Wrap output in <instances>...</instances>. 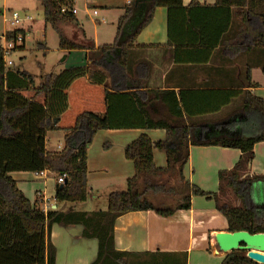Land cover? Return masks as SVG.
Wrapping results in <instances>:
<instances>
[{
  "label": "trees",
  "instance_id": "16d2710c",
  "mask_svg": "<svg viewBox=\"0 0 264 264\" xmlns=\"http://www.w3.org/2000/svg\"><path fill=\"white\" fill-rule=\"evenodd\" d=\"M40 2L44 24L58 36V49L68 53L88 51L90 57L85 64L68 65L58 73L42 75L36 87L33 75L6 65L0 39V264H55L56 250L50 240L54 224L80 226L83 239L96 240V258L91 264H187L186 252L117 251L113 229L115 220L127 213L154 211L161 217H169L178 210H189L193 197L214 202L226 221V231L264 233V208H256L248 202L253 186L264 184V174L249 175L254 146L264 141V100L247 91V88L257 86L251 82V68L260 67L264 74V0H215L211 7L199 5L196 0L186 7L181 0H130L122 8L113 43L97 48L86 39L83 31L80 34L85 42L81 43L70 39L61 27L67 24L78 27L75 14H72L74 0ZM157 7L167 10L168 44L174 45L177 42L172 33L174 25L183 26L187 22L189 29L194 28L193 16L198 10L237 11V19L232 16L225 27L219 28L220 39L211 41L202 27L194 30L198 33V46L209 50L220 47L222 51L244 49L249 57L236 79L244 84L245 91L226 92V100L242 94L241 102L235 110L214 122V126H218V130L213 128L217 133L200 134V130H194L190 124L153 119L143 93L138 91L143 88L142 84H130L123 79V74L133 76L135 68L146 63L144 52L156 47L137 45L135 40L153 19ZM25 35L24 29H13L6 33V39H25ZM23 46L24 41L13 51ZM118 69L124 73L118 74ZM80 78L102 86L106 112L103 115L83 112L71 127L61 128L58 126L60 117L68 108L67 90ZM22 90L35 92L42 98V103H37L34 98H24L18 93ZM163 95L173 101L167 103L170 114L181 116L184 109L182 105L180 107V98L177 100L173 91H163ZM227 102H221L218 110L227 106ZM154 129L165 131L164 140L153 142L142 134L124 147V157L132 163L134 174L126 179L124 189L107 195L104 210H59L62 204L84 203L88 199L87 149L97 132ZM50 131L62 132V149L45 150V134ZM154 146L165 154L166 166L163 168L154 163ZM191 146L239 150L240 157L234 166L218 172L216 192H205L184 178L183 169ZM41 171L64 176V186L59 188L58 184L54 195L58 208L49 207L46 212L37 200L27 199L9 176L11 172ZM174 179L180 182L179 189L168 186ZM163 192L179 194V203L173 207L157 206L152 196ZM229 196L235 202L239 201L240 206H233L227 199ZM220 264L257 263L238 250L226 254Z\"/></svg>",
  "mask_w": 264,
  "mask_h": 264
},
{
  "label": "crops",
  "instance_id": "0c3cea01",
  "mask_svg": "<svg viewBox=\"0 0 264 264\" xmlns=\"http://www.w3.org/2000/svg\"><path fill=\"white\" fill-rule=\"evenodd\" d=\"M82 9L77 6L74 0L75 18L77 26H72L69 30L70 39H82L81 31L84 32L87 40L91 41L95 48L106 45L114 40L115 32L106 31V35L99 36L94 30L92 35L84 26L82 19L78 18L79 12L88 19L92 11H97L100 18L93 21L96 24H104L105 18H117L122 16L123 10L130 0H82ZM202 6H214L215 0H196ZM183 6H188L192 0H181ZM102 9V10H100ZM4 10H11L6 3L0 12L3 17ZM104 14V15H103ZM93 16V15H92ZM95 16V17H97ZM104 16V17H103ZM233 16V18H232ZM232 19H237V11L226 13L221 10H198L193 16L196 26L188 28L185 22L183 26L174 25L172 33L177 39L176 44H168L167 10L164 7L155 8L153 19L138 34L135 44L153 45L144 52L146 63L138 65L133 76L127 77L122 69H118V74H123V79L130 84L141 83L143 88L138 91L143 93L142 97L146 102L150 116L153 119L165 120L169 123L179 121L180 124L200 130V134L217 133L213 128L214 122L218 121L223 114L235 110L242 99V94L232 100H226V92L232 90L245 91V86L238 83L239 74L243 71L245 63L249 57L244 53V49L235 51L233 49L222 51L220 47L213 50L198 46L199 27L205 31L208 39L213 41L221 37L219 28L225 27L226 23ZM3 26L0 35L7 31ZM64 33L67 35V32ZM172 34V35H173ZM114 35V36H113ZM192 44H188V43ZM63 67L68 65H81L89 62L90 53L88 51L64 52ZM251 82L256 84L254 88H247L252 95L264 100V74L260 67H253L250 70ZM40 84V83H39ZM241 86V88H238ZM102 86L92 85L87 78L75 80L67 90L68 108L60 117L58 126L61 128L71 127L75 118L83 112H92L103 115L106 112L104 104V92ZM163 91H173L177 100L180 98L182 105L181 116H172L168 110L167 103L173 101L168 95H163ZM154 92H158L157 96ZM24 98H34L41 104L42 98L30 90L18 91ZM169 99V100H168ZM229 103L218 110L221 102ZM147 135L151 141L164 140L163 130H106L97 132L106 149L102 150L100 156L91 160L89 152L92 144L87 149V179L93 169L97 166L105 169L103 176H119V178H129L134 174L133 165L126 160L123 150L126 145L138 138L140 135ZM125 136V140L118 152L112 153L111 139L115 136ZM62 139L61 146L49 149L47 144L50 137ZM45 150L54 152L64 147L63 134L61 131H50L45 134ZM158 150L153 147V159L157 167L166 166V158L160 160ZM240 157L239 150L221 148L216 146H191L189 148V158L183 169L184 178L191 184L197 186L205 192L214 193L218 189V172L230 170ZM130 162V163H129ZM95 165V166H94ZM109 169L110 171L106 170ZM264 174V141L254 146V159L249 165V175ZM53 175V176H52ZM9 176L16 182L17 188L31 202L37 200L46 212L48 208L57 209L54 202L55 190L58 185L51 177L55 175L48 171L36 173L31 172H11ZM263 184V183H262ZM258 185V184H257ZM256 185V186H257ZM255 186V187H256ZM259 186V185H258ZM118 188H109L94 192L89 187L88 199L81 206L86 205L93 195L95 198L104 197ZM122 190V189H121ZM252 194V193H251ZM90 195V197H89ZM50 200V203H49ZM68 204L59 206V210L66 208L77 211H93L81 208L76 205L68 207ZM220 213L217 211L213 201L201 197L191 198L189 210H178L172 216L161 217L154 211L131 212L118 217L114 223V244L117 251L125 252H164V253H187V264H220L224 255L213 252L212 235L215 232H226L227 224L220 222ZM222 216V215H221ZM226 222V221H225ZM53 226L51 227V231ZM82 228L80 226L60 227L55 224V264L58 262L57 249L60 247V262L66 264H91L96 258V240H87L81 237ZM52 232L50 240L52 239ZM87 240V241H85ZM52 243V241H51ZM210 248V251H208ZM67 249V250H65ZM87 249V250H86ZM64 250V252H62ZM175 264V263H174Z\"/></svg>",
  "mask_w": 264,
  "mask_h": 264
},
{
  "label": "rangeland",
  "instance_id": "374dc122",
  "mask_svg": "<svg viewBox=\"0 0 264 264\" xmlns=\"http://www.w3.org/2000/svg\"><path fill=\"white\" fill-rule=\"evenodd\" d=\"M7 5L8 8L11 10L19 12L21 16L28 15L30 17V20L25 23H21L18 25V29H24L26 31L25 39H24V46L18 50L12 51L11 54L6 58L7 61H11L12 68L19 69L21 71H26L34 76L35 78V84L36 87H38L40 83V78L44 74L48 73H58L65 67L62 65L64 60V55L62 52L58 49V36L54 32V30L51 29L48 25L44 24V13H43V7L40 2V0H0V12L2 11L3 4ZM84 1L77 0V6L80 11L82 9V4ZM102 10V9H100ZM104 15V14H103ZM9 16V13H7V17ZM104 17V16H103ZM78 18L82 19V22L88 32L92 35L93 31L95 30L97 35L102 36L106 35L107 29L110 31L116 32V24H117V18L113 19L110 17H104L105 23L104 24H96L95 20L99 19L100 17L92 16L88 19L85 18V15L82 12H79ZM3 26L6 28H10V26L7 23H4L1 16H0V33L2 32ZM63 30L65 28L72 29V25H61ZM67 32V36L70 37V31L65 30ZM115 34V33H114ZM114 36V35H113ZM76 41H80V39H77ZM113 43L112 38L110 41L104 44H111ZM45 45V46H43ZM42 46V47H41ZM47 48L46 51L43 50L44 48ZM33 94V91H30ZM97 134V133H96ZM94 135L92 139V148L90 149L89 155L91 160L95 161L94 159L100 156V153L102 150L106 149V144L102 141V139L99 136ZM125 136H117L115 135L111 139L112 143V153L118 152L120 155V146L122 142L125 140ZM62 139L56 138L55 136L50 137L49 143L47 144V147L49 149L57 148V146H61ZM155 153H158L160 160L163 161L165 158V154L161 150H156ZM124 155V150H123ZM130 163V162H129ZM95 166V165H94ZM110 171L109 169H106ZM101 174H105V169H100L99 166L91 172L89 175L87 182L88 186L93 188V191H101L108 190L109 188H118V190L125 188V178H119V176H111L106 175L103 176ZM53 176V175H52ZM54 185L56 184L55 179L57 176L51 177ZM60 185V184H59ZM180 182L178 179L170 180L168 182L169 187H173L174 189H179ZM255 184L253 186L252 194L248 197V202L252 204V206L256 208H264V184L258 183V185ZM256 186V187H255ZM90 197V195H89ZM179 194L177 193H160L155 196H152L154 203L157 206H170L173 207L176 204L179 203ZM90 199L89 202L86 205L81 206L80 203L73 204L74 207L77 205L79 209L86 208V210H93L94 208H103V210L106 208V199L104 197ZM233 203V206H240V202H235L232 196H229L227 198ZM224 201V198L223 200ZM50 203V200H49ZM72 205H69L68 207H71ZM69 209V208H68ZM220 222L222 224H226L225 219L223 216H221ZM52 244L55 247V224L53 225L52 229ZM87 241V240H85ZM56 250V248H55ZM67 250V249H65ZM87 250V249H86ZM64 252V250H62ZM56 255V254H55ZM60 256H61V250L60 247L57 249V257L58 262L57 264H66L63 262H60Z\"/></svg>",
  "mask_w": 264,
  "mask_h": 264
},
{
  "label": "water",
  "instance_id": "95a60500",
  "mask_svg": "<svg viewBox=\"0 0 264 264\" xmlns=\"http://www.w3.org/2000/svg\"><path fill=\"white\" fill-rule=\"evenodd\" d=\"M63 184L59 185L62 188ZM213 252L226 255L231 251H244L246 257L257 263L264 264V233L250 234L239 232H215L212 235Z\"/></svg>",
  "mask_w": 264,
  "mask_h": 264
},
{
  "label": "built area",
  "instance_id": "2783aa9c",
  "mask_svg": "<svg viewBox=\"0 0 264 264\" xmlns=\"http://www.w3.org/2000/svg\"><path fill=\"white\" fill-rule=\"evenodd\" d=\"M61 12H65V9H61ZM7 13H9L8 17H7ZM72 14H76L75 9L72 10ZM92 15L97 16V11L95 10L92 11ZM2 20L4 23H7L10 26V28L7 31L3 32L0 35L1 50L3 51V54H4L5 63L7 66H10L12 65V62L6 60V58L9 56V52L13 51L15 47L22 44L24 39H22L21 37H17L15 40L12 39L8 41L6 39V33L9 31H12L13 29H18V25L21 23L28 22L30 20V17L28 15L21 16L19 12L14 11V10H9V11L4 10ZM63 180H64V176L57 177L58 184H63L64 183Z\"/></svg>",
  "mask_w": 264,
  "mask_h": 264
}]
</instances>
